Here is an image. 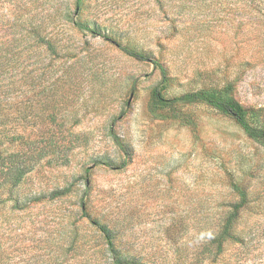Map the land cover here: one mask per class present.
Here are the masks:
<instances>
[{"label": "rangeland", "instance_id": "obj_1", "mask_svg": "<svg viewBox=\"0 0 264 264\" xmlns=\"http://www.w3.org/2000/svg\"><path fill=\"white\" fill-rule=\"evenodd\" d=\"M103 35L160 59L166 96L227 88L264 127V0H0L4 126L44 149L0 190V264H115L91 218L142 264H264V141L203 102L153 111L160 70Z\"/></svg>", "mask_w": 264, "mask_h": 264}, {"label": "trees", "instance_id": "obj_2", "mask_svg": "<svg viewBox=\"0 0 264 264\" xmlns=\"http://www.w3.org/2000/svg\"><path fill=\"white\" fill-rule=\"evenodd\" d=\"M84 0H77V9H80ZM75 25L80 30H88L95 34L97 30L80 20H75ZM107 40L116 43L126 54L140 61H148L154 64L160 70L161 82L153 89L151 99V109L153 111L159 108L179 106L190 102H203L218 111L231 116L253 139L264 141V127H259L249 119V110L244 108L229 92L227 88H201L194 91H188L180 95L168 97L165 90L168 87L169 76L165 64L158 58L153 57L145 52L139 51L130 46L124 45L113 37L103 35ZM50 47V42H47ZM7 64L4 56H0V190L5 186L16 187L20 184L26 174L33 170L39 159L43 155V148L40 142L35 144V140H28L19 132V126L16 124L13 128L4 126L8 116L13 113L18 101L14 94L15 83L9 73L5 70ZM15 99V100H14ZM113 139L119 148L126 154L119 167L126 165L128 147L115 132L112 133ZM233 187L240 196V201L233 205L224 229L221 234L214 240L217 243L218 251L222 250L223 243L228 239L234 238L231 232L234 221L238 218L241 208L248 200L247 190L241 188L238 184L233 183ZM60 194V193H59ZM2 201L0 200V205ZM85 210V202L82 201ZM87 215V212H85ZM91 222L97 226L107 240V249L115 264H142L132 259L123 258L116 247L114 236L108 227L101 224L96 219L91 218Z\"/></svg>", "mask_w": 264, "mask_h": 264}]
</instances>
